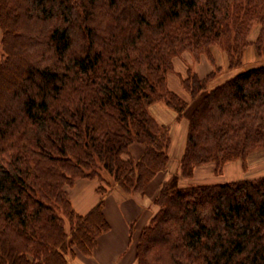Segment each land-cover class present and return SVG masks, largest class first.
I'll use <instances>...</instances> for the list:
<instances>
[{"label": "trees", "instance_id": "obj_1", "mask_svg": "<svg viewBox=\"0 0 264 264\" xmlns=\"http://www.w3.org/2000/svg\"><path fill=\"white\" fill-rule=\"evenodd\" d=\"M0 31V264H70L110 231V187L144 196L167 169L170 128L149 109L164 101L180 117L187 107L167 85L173 58H212L218 46L230 70L248 47L264 59V0H0ZM215 73L183 80L193 99L206 94L137 264H264V176L179 184L264 148V64L211 87ZM135 143L145 146L138 160ZM78 179L101 183L86 215L68 192Z\"/></svg>", "mask_w": 264, "mask_h": 264}, {"label": "rangeland", "instance_id": "obj_2", "mask_svg": "<svg viewBox=\"0 0 264 264\" xmlns=\"http://www.w3.org/2000/svg\"><path fill=\"white\" fill-rule=\"evenodd\" d=\"M28 23H31V22H28ZM33 23H31L32 26H29V27H35L33 25ZM24 24H26L28 26L27 23H24ZM21 25L24 26L23 24H21ZM21 25L18 26V29L19 30H21V29L25 30L26 25L24 28ZM258 33H259V26L255 25L251 34L249 35V39L251 41H254L257 38ZM1 36H2V33L0 31V41H1ZM22 48L27 49L28 47H27V45L25 46V44H24V46ZM21 52H22V50H21ZM1 54H4V52H3V47L1 46V43H0V55ZM211 56H212V58H210L207 55H202L200 57V59L197 60L196 57L192 53H190L189 51H186V52H184V53L173 58V60H172L173 68L167 75V85H168V88L172 92L176 93L179 97H181L184 101L187 102V107H186L184 113L180 117L177 114V112L174 111L173 109L169 108L165 104L164 101H160V102L153 104L149 109L150 113L153 115V117L156 119V121L159 124L168 126L170 128L171 145L172 144L175 145L176 143L178 144V146H176V148H175V153L173 152L174 150L173 151L171 150V145H170V148L168 151V153H169L168 167L166 170L161 171L156 175V177L160 176L159 179H161L162 175H163L162 178H167V179H163L165 182L170 180L173 177V175H178V176L180 175V167H181L180 161H181V159L184 155L185 149H186L190 118H191V115H192L193 111L195 110L197 104L202 99V97L206 94V92H202V94L197 99H193L191 97L190 92L188 90H186L184 85H183V80L188 76V74H190V72H191L193 74H197L199 78H205L208 74H210L211 72L216 70L217 73H215L216 74L215 79L210 84V86L213 87V86H215L219 83H222L225 80L229 79L231 76L237 74L239 71H241L242 68H249L253 65L264 64V59L257 57L256 52L253 49V47H248L245 50L244 56H243V67L233 69V70H230L228 68V65H229L228 64V57H227L226 52L223 51L222 48H220L218 46L212 47L211 48ZM173 87H175V88H173ZM157 105H162L164 111L169 112L168 114L170 115V118H167L165 116V120H164L165 122H160L159 119L157 118L156 114L153 113V111L155 112V110L153 108H155ZM141 145L144 146L143 144H141ZM103 175L105 176V179H108V181H111V180H109L108 175H106L105 173ZM261 176H264V148L257 150L254 153H252L247 158V160L245 162L242 160H236V161L227 163L224 166V168L219 172L215 171V166L212 164L198 166L195 168L193 176L191 178H184V177L180 176L179 184H180V186H188L190 184L224 183V182H230V181L246 179V178L247 179H250V178L253 179V178H258ZM156 177L154 178L153 181H155L157 179ZM78 180L96 181V179H78ZM97 182H98V185L101 184L99 181H97ZM74 186L71 188H74ZM162 186H161V188H162ZM71 188H68V192H69V190L71 191ZM161 188H160V190H161ZM108 190H109V192L106 194L105 197H103L104 200H105V198H107V196H108V199L113 198V197H111V195L112 196L114 195V197H115L114 203L116 201L118 204L119 202H121L123 200L122 197L124 195L116 184L113 185L112 187H110V189H108ZM97 194L99 195L100 200H101L102 196L98 192H97ZM69 195H70V193H69ZM145 195H146V191H145ZM140 196L141 195L136 193V194L132 195L131 197H127V199H130V198L134 199L136 197L139 198ZM144 196H141V197H144ZM154 200L155 199H153L152 200L153 202L150 204V205H152V207L155 208V213L154 212L152 213L153 216L158 211V206L155 205ZM104 204H105V201H104ZM72 205H73V203H72ZM73 207H74V205H73ZM104 207H105V205H104ZM149 210H151V209L149 208ZM78 214H80V213H78ZM80 215H82V214H80ZM152 215H151V219L153 217ZM151 219H150V221H151ZM144 221H145L144 218L141 219V223H139L138 225L139 226L142 225L144 223ZM146 222H147V218H146ZM149 222H148V224H149ZM143 230L144 229L141 230L140 234H138V232H137L135 234V236L131 235V244H132V247H133L132 249H133L134 253L131 252L129 254V257L133 258L135 256V251H136V248H137V245L139 243L141 233ZM132 253H133V255H132ZM132 258H130V261H132ZM136 264H137V259H136Z\"/></svg>", "mask_w": 264, "mask_h": 264}, {"label": "crops", "instance_id": "obj_3", "mask_svg": "<svg viewBox=\"0 0 264 264\" xmlns=\"http://www.w3.org/2000/svg\"><path fill=\"white\" fill-rule=\"evenodd\" d=\"M153 109L155 110L153 113L156 114L160 122H165V116L170 118L169 112H165L162 105H157ZM176 146H178L177 143L171 145V150H174V153ZM144 150L145 147L138 143L130 147V153L136 160L140 159ZM162 176L161 179H159L160 176H157V179L150 183L144 197L127 199L123 194V200L117 204L116 201L114 203V195H111L113 198L110 199L107 196L105 198L104 213L110 223V231L98 238L97 245L91 256L78 254L71 260L70 264H136V251L133 258L129 257V254L133 252L131 235L135 236L137 232L140 234L141 230L150 221L152 213H155V208L150 204L156 198L165 182L163 179H167L162 178ZM97 181L78 180L74 188H71V191L69 190L71 201L78 213L85 215L98 204L100 197L96 192L99 186ZM143 218L145 221L139 226L138 224L141 223ZM130 258H132L133 262L130 261Z\"/></svg>", "mask_w": 264, "mask_h": 264}]
</instances>
